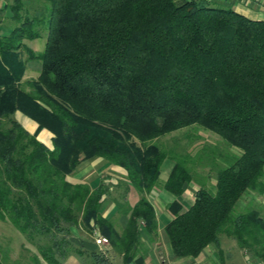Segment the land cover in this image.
I'll use <instances>...</instances> for the list:
<instances>
[{
  "label": "trees",
  "instance_id": "1",
  "mask_svg": "<svg viewBox=\"0 0 264 264\" xmlns=\"http://www.w3.org/2000/svg\"><path fill=\"white\" fill-rule=\"evenodd\" d=\"M45 1L31 13L26 0H0V29L5 13L13 23L0 35V222L39 254L15 264H64L73 256L112 264V252L125 264H144L141 229L158 236L148 195L166 161L165 190L180 198L199 184L192 205H169L173 256L197 258L209 245L221 256L226 236L264 263V21L207 0ZM41 38L43 51L28 47ZM31 60L42 69L24 81ZM16 112L38 124L34 134ZM195 125L239 154L217 163L207 153L214 168L203 174L189 156L158 143ZM43 130L54 135L52 148L38 139ZM99 158L127 173L110 218L103 205L113 196L104 182L93 188L68 180ZM75 229L98 232L109 245L76 244ZM3 253L0 264L8 260Z\"/></svg>",
  "mask_w": 264,
  "mask_h": 264
},
{
  "label": "crops",
  "instance_id": "2",
  "mask_svg": "<svg viewBox=\"0 0 264 264\" xmlns=\"http://www.w3.org/2000/svg\"><path fill=\"white\" fill-rule=\"evenodd\" d=\"M212 2H218L222 4H227L232 6L235 11L243 14L244 16L253 19V20H261L264 21V0H207ZM7 19L4 18V27L0 29V35L8 34L13 27V23L11 22L10 14L7 13ZM32 43V42H30ZM29 48L33 51L39 53L43 51V49H38L36 46H29V42H27ZM25 59L28 58V54L23 55ZM36 61L31 60L27 65V71L31 68V65ZM40 67V71L42 69L41 63L38 62ZM39 71V74H40ZM39 76V75H38ZM15 118L31 133L34 134L38 129V124L24 115L21 112L15 113ZM54 135L48 131L43 130L38 135V139L44 143L49 148L53 147L52 139ZM97 163H104L103 159H95ZM107 164H104V167ZM110 172L107 177L111 184H117L119 180H123L126 178L127 173L124 169L118 166L111 165L109 166ZM170 170L166 171V176L161 179L157 187H155L151 193L148 195L149 200L155 207L158 219V236L151 239V235L144 229H141L142 240L145 247L148 249V252L145 257L144 264H264L260 259L256 258L253 253L241 248L234 239L223 236L221 237V248L224 251L223 255H219L215 246L209 245L204 249L202 254L197 257H185V258H175L173 256L172 248L170 241L166 235L165 227L166 225L174 218L172 213L169 210V205L175 202L176 200H180L182 204L187 207L194 203V198L197 190L199 188H194L193 183H190L185 191L183 197H176L171 194L167 190L164 189V184L168 179ZM68 180L74 184L85 183L80 179L68 177ZM97 184L94 186L95 188L99 186L102 181V176L99 174L97 177ZM105 182V181H104ZM138 195L131 193L129 195V200L132 204L133 200H136ZM138 201V200H137ZM136 201V202H137ZM135 202V203H136ZM108 203L109 207L104 208L103 214L104 217H111L116 211V205L113 202H110L109 199L105 201L104 204ZM134 205V204H132ZM92 237V236H91ZM77 244H81L85 246L89 250H100L104 247L97 246L93 240H88V238L81 237L80 241ZM112 264H125L123 262L122 257H111ZM64 264H85L83 260L79 257H70L65 261Z\"/></svg>",
  "mask_w": 264,
  "mask_h": 264
},
{
  "label": "rangeland",
  "instance_id": "3",
  "mask_svg": "<svg viewBox=\"0 0 264 264\" xmlns=\"http://www.w3.org/2000/svg\"><path fill=\"white\" fill-rule=\"evenodd\" d=\"M26 8L31 11V13H35V9H40L41 6L44 8L46 7L47 3L44 0H29L27 1ZM4 3L1 2V6H3ZM5 15H7L5 13ZM4 15V16H5ZM7 19V16H5ZM5 20V19H4ZM8 20V19H7ZM5 20V21H7ZM29 46H36L38 49H44L45 48V40L44 39H37L35 41H32V43L29 42ZM40 67L38 65V62H34L31 65V68L26 72L25 77L23 80H29L37 78L39 75ZM160 146L167 150L168 152H172L174 155H182V156H189L190 161L195 162V166H197L198 170H200L203 174H206L210 172V169L214 168L212 165L213 163H210L212 159H207L208 155L213 156L211 157L215 160L217 163H223L228 158L231 157V155L239 154L238 150L235 148H230L227 143L218 135L214 134L213 132L207 131L204 128L195 125L177 132H174L172 134L166 135L158 141ZM205 152V153H204ZM199 156H202L201 159ZM104 163H97L95 160H92L90 162L85 163L76 173L69 176L71 178L80 179L81 181H84L85 183L90 184L93 188L96 185L97 177L99 174L102 176V181L110 188V191L112 193V198L110 199V202H113L115 205L116 199H121L120 193L121 188L118 187V184L122 182V179L117 182V184H111L109 180L107 179L110 169L106 161H103ZM104 164H107V167H104ZM203 165H207L204 167H201ZM172 166L170 161H166L163 170H162V177L161 179L165 178L166 171L170 170V167ZM160 179V180H161ZM215 182V173L212 172L211 175L208 178L209 184H214ZM99 184V183H97ZM194 188H199L198 183H193ZM123 190V189H122ZM254 192L248 193V198L253 199L257 202H261L263 200L262 197L257 196L255 198ZM115 199V200H114ZM138 200V197L136 200L132 201V204H135V202ZM104 208H108V203L103 205ZM103 208V210H104ZM126 223V222H125ZM88 238V240H93V242L96 244V238L97 235L93 234L92 237L86 234L83 230L75 229L73 231L72 240L77 244V242L80 241V238ZM24 236L11 224L8 222H0V254L1 253H7L8 254V260H4L6 264H15L16 261H18V258L21 257V255H24L25 258H30L31 254H38L37 249L29 244L25 239H23ZM27 248V249H25ZM29 250V252L27 251ZM31 252V253H30ZM3 253V254H4ZM2 255V254H1ZM39 255V254H38ZM110 257H119L118 254L115 252L111 253ZM29 260V259H28ZM23 260V261H28ZM47 264V263H44Z\"/></svg>",
  "mask_w": 264,
  "mask_h": 264
},
{
  "label": "built area",
  "instance_id": "4",
  "mask_svg": "<svg viewBox=\"0 0 264 264\" xmlns=\"http://www.w3.org/2000/svg\"><path fill=\"white\" fill-rule=\"evenodd\" d=\"M95 234L97 235L96 244L99 247H106L109 245V239L107 237L100 235L98 232Z\"/></svg>",
  "mask_w": 264,
  "mask_h": 264
}]
</instances>
